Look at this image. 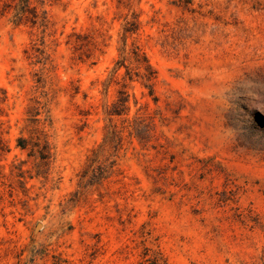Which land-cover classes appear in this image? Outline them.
I'll return each instance as SVG.
<instances>
[{
  "label": "rangeland",
  "instance_id": "rangeland-1",
  "mask_svg": "<svg viewBox=\"0 0 264 264\" xmlns=\"http://www.w3.org/2000/svg\"><path fill=\"white\" fill-rule=\"evenodd\" d=\"M19 1L0 264H264V0H29L35 23Z\"/></svg>",
  "mask_w": 264,
  "mask_h": 264
},
{
  "label": "trees",
  "instance_id": "trees-1",
  "mask_svg": "<svg viewBox=\"0 0 264 264\" xmlns=\"http://www.w3.org/2000/svg\"><path fill=\"white\" fill-rule=\"evenodd\" d=\"M14 14L13 18L15 21H21L22 19H26L28 15L32 16V23H35L38 19L37 14L33 11V8L30 7L29 0H20L18 5L13 7ZM133 59L136 65L137 70L141 72L139 74V78L144 81L147 87L151 88V81L154 79L155 72L151 69L150 65L146 61L145 57L141 55L138 51L133 52ZM127 60V57H123L121 61L116 63V66L124 65V62ZM151 92V90H150ZM21 142L23 140H20ZM21 149H25L27 146L24 144H18ZM50 147L47 140L43 137L41 142H37L31 145V153L37 154L39 160L42 163L47 162L50 157Z\"/></svg>",
  "mask_w": 264,
  "mask_h": 264
}]
</instances>
